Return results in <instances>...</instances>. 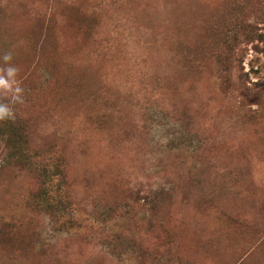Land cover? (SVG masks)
Segmentation results:
<instances>
[{
	"label": "rangeland",
	"instance_id": "374dc122",
	"mask_svg": "<svg viewBox=\"0 0 264 264\" xmlns=\"http://www.w3.org/2000/svg\"><path fill=\"white\" fill-rule=\"evenodd\" d=\"M8 52L0 264H264V0H0Z\"/></svg>",
	"mask_w": 264,
	"mask_h": 264
},
{
	"label": "clouds",
	"instance_id": "9594fccd",
	"mask_svg": "<svg viewBox=\"0 0 264 264\" xmlns=\"http://www.w3.org/2000/svg\"><path fill=\"white\" fill-rule=\"evenodd\" d=\"M0 60L4 62L6 67L0 69V91L10 93L12 95L13 102H19L21 100L20 93L22 89L18 86L15 79L17 69L9 64L12 60V54L10 52L0 56ZM12 111L8 105L0 104V120L12 118Z\"/></svg>",
	"mask_w": 264,
	"mask_h": 264
}]
</instances>
